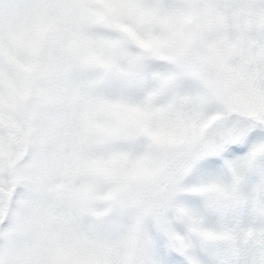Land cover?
<instances>
[{"label": "snow or ice", "instance_id": "1", "mask_svg": "<svg viewBox=\"0 0 264 264\" xmlns=\"http://www.w3.org/2000/svg\"><path fill=\"white\" fill-rule=\"evenodd\" d=\"M0 264H264V0H0Z\"/></svg>", "mask_w": 264, "mask_h": 264}]
</instances>
